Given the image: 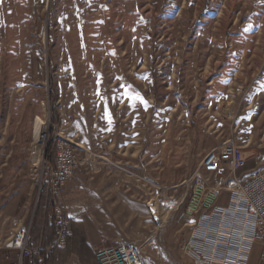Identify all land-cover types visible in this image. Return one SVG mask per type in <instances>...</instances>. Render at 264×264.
Instances as JSON below:
<instances>
[{"label": "rangeland", "instance_id": "obj_1", "mask_svg": "<svg viewBox=\"0 0 264 264\" xmlns=\"http://www.w3.org/2000/svg\"><path fill=\"white\" fill-rule=\"evenodd\" d=\"M48 1L0 0V238L48 217L37 205L58 134L132 144L159 179L153 212L185 220L206 152L235 138L248 155V131L264 127V0ZM47 112L36 164L34 122Z\"/></svg>", "mask_w": 264, "mask_h": 264}, {"label": "crops", "instance_id": "obj_2", "mask_svg": "<svg viewBox=\"0 0 264 264\" xmlns=\"http://www.w3.org/2000/svg\"><path fill=\"white\" fill-rule=\"evenodd\" d=\"M248 132L249 160L246 168L241 171V179L248 178L256 172H264V127L260 129L255 127ZM257 132L261 134L259 137ZM235 142L237 143L236 139ZM78 143L85 150L81 151L82 157H89L88 151H90L105 157L109 162L90 156V160L80 166L66 183L59 202L71 220L72 235L65 248H59L48 255L45 249L52 240H46L44 245L41 238L34 240L31 233L30 244L32 242L35 244L32 247L44 250L43 255L37 258L38 264H99L97 250L120 243H135L141 251L144 264H195L191 257L184 254L182 248L179 252L177 247L178 236L183 235V244L191 236L193 227L190 220L184 213L185 220L181 221L176 214L177 208L171 209L164 220L154 214L150 202L160 199L159 179L155 177V173L151 176L137 165L139 156L137 150L130 148L133 145L128 144L120 147V151L119 149L112 151L116 149L115 144L109 145L108 142L107 144L101 141L92 142V145L85 142ZM138 171L148 176L147 184L138 183L139 180L135 175ZM48 198L53 205L50 186H48ZM229 198L230 193L222 191L219 204L221 199H227V204ZM164 202L174 201L165 198ZM156 206L160 208L159 205ZM46 208L44 206L42 209L46 210ZM44 216L45 218L42 216L36 223L41 228V232L44 231L47 221L46 213ZM28 225L32 226V223ZM49 237L50 235L46 234V238ZM4 239L0 238V240ZM18 258V251L0 250V264H12L17 262ZM23 262V264H32L29 259ZM260 262V248L254 246L246 264H260Z\"/></svg>", "mask_w": 264, "mask_h": 264}, {"label": "built area", "instance_id": "obj_3", "mask_svg": "<svg viewBox=\"0 0 264 264\" xmlns=\"http://www.w3.org/2000/svg\"><path fill=\"white\" fill-rule=\"evenodd\" d=\"M52 142L55 163L49 174V186L55 233L45 249L48 255L65 248L72 235L71 220L59 199L66 183L92 156L88 151L89 157H82L84 148L64 135H56ZM94 156L109 162L101 155ZM247 163L244 149L233 138L228 139L207 152L186 181L191 191L185 215L193 230L181 248L195 264H246L254 246L260 248V264H264V172L241 179L238 173ZM222 191L230 193L226 205L219 204ZM30 240L31 225H21L11 236L0 240V250L18 251V261L12 264H23L25 259L39 258L44 253L43 249L30 246ZM96 256L99 264H144L135 243L104 246L97 250Z\"/></svg>", "mask_w": 264, "mask_h": 264}, {"label": "trees", "instance_id": "obj_4", "mask_svg": "<svg viewBox=\"0 0 264 264\" xmlns=\"http://www.w3.org/2000/svg\"><path fill=\"white\" fill-rule=\"evenodd\" d=\"M54 118H56L55 114H54ZM54 121H56V120L54 119ZM53 157H54V144L50 143L49 146L47 147V150H46L45 159L47 162H52ZM47 194H48V185H47V183H43V186L41 189V197H40L39 203L37 205V211H40L43 208L44 202L47 199V206L46 207H47V211H49V216L47 217L46 225L43 228L44 231L41 232V228L39 227V225H36L37 222H35V220L32 222V226H31L32 238L34 237V240H37V239L39 240V238H41L42 242H44L43 243L44 245H46V240H48V239H49V241H50V239L52 240V237L54 236V233H55V222H54V217H53V205L50 203V200H49ZM71 226H72V223H71ZM40 234H42V235H40ZM46 234H49L50 237L46 238ZM49 244H50V242H49ZM30 245L35 246V244L33 242ZM29 260H31L32 264H38L37 258H33V259H29Z\"/></svg>", "mask_w": 264, "mask_h": 264}, {"label": "bare ground", "instance_id": "obj_5", "mask_svg": "<svg viewBox=\"0 0 264 264\" xmlns=\"http://www.w3.org/2000/svg\"><path fill=\"white\" fill-rule=\"evenodd\" d=\"M45 31H46V26H45ZM48 124H49L48 123V112H47V116H46L45 119L42 118V117H40V116H37L36 117V120L34 122L33 139H32L31 145L34 148V153H35V155H34L35 156L34 161H35L36 164H39V163L42 162V153H41V151H42V149H45L46 148L45 147L46 141L44 140L43 142H45V143H41L42 142V137L45 138V135H42L41 136V133H42V125H45L44 126V129L46 131V129L48 128ZM174 204H175V206H177L178 203H174ZM155 207H158V206H155ZM170 209L168 207V210H167V212H165V215H162V214H158V213L156 214V212L158 210H160V208H154V210H155L154 214H156L157 216L161 217L164 220L167 217Z\"/></svg>", "mask_w": 264, "mask_h": 264}, {"label": "snow or ice", "instance_id": "obj_6", "mask_svg": "<svg viewBox=\"0 0 264 264\" xmlns=\"http://www.w3.org/2000/svg\"><path fill=\"white\" fill-rule=\"evenodd\" d=\"M132 99L139 100L141 103H146V101H144L143 98L139 96V94H136V96L132 97Z\"/></svg>", "mask_w": 264, "mask_h": 264}, {"label": "water", "instance_id": "obj_7", "mask_svg": "<svg viewBox=\"0 0 264 264\" xmlns=\"http://www.w3.org/2000/svg\"><path fill=\"white\" fill-rule=\"evenodd\" d=\"M49 5H50V0L48 1V8H49ZM37 202H38V200H37Z\"/></svg>", "mask_w": 264, "mask_h": 264}]
</instances>
